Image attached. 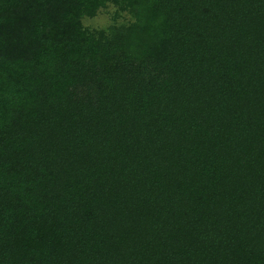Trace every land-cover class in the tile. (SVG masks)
Listing matches in <instances>:
<instances>
[{"label": "trees", "instance_id": "obj_1", "mask_svg": "<svg viewBox=\"0 0 264 264\" xmlns=\"http://www.w3.org/2000/svg\"><path fill=\"white\" fill-rule=\"evenodd\" d=\"M0 264H264V0H0Z\"/></svg>", "mask_w": 264, "mask_h": 264}, {"label": "rangeland", "instance_id": "obj_2", "mask_svg": "<svg viewBox=\"0 0 264 264\" xmlns=\"http://www.w3.org/2000/svg\"><path fill=\"white\" fill-rule=\"evenodd\" d=\"M115 8L109 7L108 9L102 10L94 18H85L84 25L92 29H107L111 24H113V12Z\"/></svg>", "mask_w": 264, "mask_h": 264}]
</instances>
